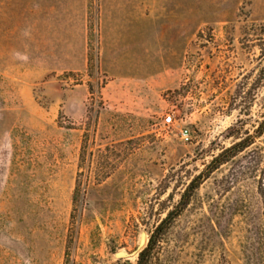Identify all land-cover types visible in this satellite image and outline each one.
Here are the masks:
<instances>
[{
	"label": "rangeland",
	"instance_id": "1",
	"mask_svg": "<svg viewBox=\"0 0 264 264\" xmlns=\"http://www.w3.org/2000/svg\"><path fill=\"white\" fill-rule=\"evenodd\" d=\"M263 118L264 0H0V264H138ZM253 141L145 264H264Z\"/></svg>",
	"mask_w": 264,
	"mask_h": 264
},
{
	"label": "trees",
	"instance_id": "2",
	"mask_svg": "<svg viewBox=\"0 0 264 264\" xmlns=\"http://www.w3.org/2000/svg\"><path fill=\"white\" fill-rule=\"evenodd\" d=\"M255 134H247L245 137L241 138L238 142L234 143L230 147L223 149L218 155L213 157V159L205 166V168L196 176L192 178L189 184L186 186L185 190L181 194L180 200L174 206V208L169 211L167 216L159 223L153 235H151L148 245L140 252L138 264H145V261L150 254L152 249V243L154 241V237L158 232H160L163 228H166L170 225V223L178 217L182 211L187 207L190 202V199L195 192V190L201 185V183L210 176L212 172H214L217 168H219L222 164L226 163L230 158L236 156L238 153L244 151L246 148L253 144V139L257 136H261L264 133V118L259 123L257 128L255 129ZM263 177H261L259 184V193L261 196H264V167L261 171Z\"/></svg>",
	"mask_w": 264,
	"mask_h": 264
},
{
	"label": "built area",
	"instance_id": "3",
	"mask_svg": "<svg viewBox=\"0 0 264 264\" xmlns=\"http://www.w3.org/2000/svg\"><path fill=\"white\" fill-rule=\"evenodd\" d=\"M165 123L169 124V123H172L173 122V117L172 115L168 114L165 119H164ZM180 134H181V138L184 140V141H189L190 140V132H189V129L188 128H182L181 131H180Z\"/></svg>",
	"mask_w": 264,
	"mask_h": 264
},
{
	"label": "water",
	"instance_id": "4",
	"mask_svg": "<svg viewBox=\"0 0 264 264\" xmlns=\"http://www.w3.org/2000/svg\"><path fill=\"white\" fill-rule=\"evenodd\" d=\"M145 243H146V234H145V232H143L141 234V237H140V247H143L145 245ZM115 255H116V257L121 258V257L125 256L126 253L124 251H119ZM124 264H128V263H124Z\"/></svg>",
	"mask_w": 264,
	"mask_h": 264
}]
</instances>
